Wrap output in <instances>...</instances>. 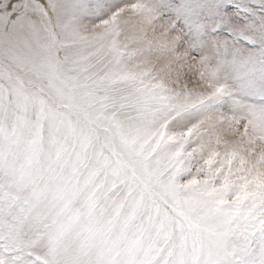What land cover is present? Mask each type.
<instances>
[{
    "label": "snow or ice",
    "instance_id": "6c2138e0",
    "mask_svg": "<svg viewBox=\"0 0 264 264\" xmlns=\"http://www.w3.org/2000/svg\"><path fill=\"white\" fill-rule=\"evenodd\" d=\"M0 264H264V0H0Z\"/></svg>",
    "mask_w": 264,
    "mask_h": 264
}]
</instances>
